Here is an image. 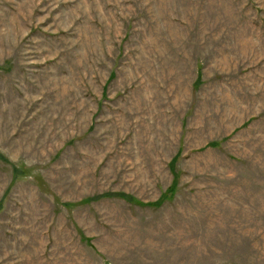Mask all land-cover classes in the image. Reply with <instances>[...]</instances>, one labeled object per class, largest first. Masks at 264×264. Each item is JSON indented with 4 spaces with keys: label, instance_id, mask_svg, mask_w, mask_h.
Returning <instances> with one entry per match:
<instances>
[{
    "label": "rangeland",
    "instance_id": "rangeland-1",
    "mask_svg": "<svg viewBox=\"0 0 264 264\" xmlns=\"http://www.w3.org/2000/svg\"><path fill=\"white\" fill-rule=\"evenodd\" d=\"M0 264H264V0H0Z\"/></svg>",
    "mask_w": 264,
    "mask_h": 264
},
{
    "label": "trees",
    "instance_id": "trees-1",
    "mask_svg": "<svg viewBox=\"0 0 264 264\" xmlns=\"http://www.w3.org/2000/svg\"><path fill=\"white\" fill-rule=\"evenodd\" d=\"M127 196V195H126ZM128 197V196H127Z\"/></svg>",
    "mask_w": 264,
    "mask_h": 264
}]
</instances>
